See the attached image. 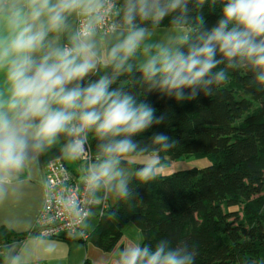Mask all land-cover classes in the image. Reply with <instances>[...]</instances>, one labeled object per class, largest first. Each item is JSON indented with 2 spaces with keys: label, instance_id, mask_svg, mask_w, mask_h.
Here are the masks:
<instances>
[{
  "label": "clouds",
  "instance_id": "obj_1",
  "mask_svg": "<svg viewBox=\"0 0 264 264\" xmlns=\"http://www.w3.org/2000/svg\"><path fill=\"white\" fill-rule=\"evenodd\" d=\"M189 0H124L121 32L123 39L105 56L93 40L95 26L112 14L111 0H0V70L5 71L10 96L0 99V182L21 170L33 154L44 151L60 134L72 137V153L83 150L81 133L94 130L101 140V157L90 168L89 183L95 187L111 186L122 197L128 196L129 177L121 160L137 152L132 137L144 133L164 117L146 103L120 89H111L116 78L131 72L128 63L136 57L145 38L150 35L140 21L158 25L172 16L178 32L177 43L156 44L144 49L148 55L139 71L149 90L158 88L177 101L191 100L199 87L219 84L223 70L213 72L219 64L247 67L256 73V83L264 87V0H226L222 18L211 30L200 31L195 40L188 27ZM77 12L85 22L71 38L70 47H51L47 51L48 33L64 27L66 14ZM119 14V13H117ZM229 25H232L229 27ZM187 45V51L184 46ZM43 51V55L37 56ZM218 54L220 59H217ZM103 63L113 67L111 77L81 87L79 83ZM185 89H191L185 93ZM55 105V107L53 106ZM117 137H121L116 139ZM154 145L168 150L176 142L162 132L152 137ZM159 165L146 163L137 169L142 183L156 179ZM193 256L184 248H172L160 241L155 249L139 244L126 247L119 264H192Z\"/></svg>",
  "mask_w": 264,
  "mask_h": 264
},
{
  "label": "trees",
  "instance_id": "obj_2",
  "mask_svg": "<svg viewBox=\"0 0 264 264\" xmlns=\"http://www.w3.org/2000/svg\"><path fill=\"white\" fill-rule=\"evenodd\" d=\"M111 1L116 8L117 28H125L120 12L124 0ZM225 2L189 0L187 23L193 41L200 31L217 26ZM173 15L176 13L158 25L139 19L136 23L145 28L172 27ZM221 70L224 81L207 89L197 88L191 100L177 101L158 88L149 90L136 65L110 86V90L132 95L137 104L152 106L156 116L164 117L160 124L132 137L138 150L129 156L155 154L163 161L166 157L174 160L194 155L211 163L158 175L146 183L135 175L144 165L134 167L127 184L128 196L118 192L89 232L87 241L95 247L110 252L122 237L123 228L131 223L140 232L141 247L155 249L165 241L172 248L191 253L192 264H264V87L256 83V73L247 67L233 68L224 62L213 72ZM113 72L111 66H98L88 79L69 87L75 83L87 87ZM184 91L187 94L191 89ZM159 132L175 141V147L163 150L154 145L152 137ZM86 134L92 162H98V157L102 158L100 145L107 141L94 130ZM26 236L0 227V243L21 241ZM82 264L95 263L86 258Z\"/></svg>",
  "mask_w": 264,
  "mask_h": 264
},
{
  "label": "crops",
  "instance_id": "obj_3",
  "mask_svg": "<svg viewBox=\"0 0 264 264\" xmlns=\"http://www.w3.org/2000/svg\"><path fill=\"white\" fill-rule=\"evenodd\" d=\"M80 16L83 15L77 12L67 13L64 27L48 33L43 51H47L49 46L70 47L71 38L76 32V20ZM165 28L168 27L147 28L150 35L141 44L136 57L128 63L139 67L148 55L153 54L152 48L148 53H145L144 49L151 46L150 43L160 44L161 33L158 30ZM124 29L118 27L109 34H103L95 29L93 40L97 50L102 54V59L111 47L123 39L121 32ZM0 34H6L2 25H0ZM43 51L38 52L37 56L43 55ZM98 66H104V64L101 63ZM91 74L92 72L84 79H88ZM9 96L10 85L7 83L5 71L0 70V99L6 101ZM56 140V145H59L58 138ZM55 148L56 146L50 145L44 151L33 154L32 159L21 170L13 172L5 181L0 182V227L16 235H27L21 241L0 243V264H82L86 258L95 264H119V255L126 247L140 245V242L132 243L124 235V229L128 225L123 228L122 237L110 252L102 251L89 242L81 243L74 238L45 239L29 235L34 229L43 204V165L57 158L66 162L63 149L59 148L56 154Z\"/></svg>",
  "mask_w": 264,
  "mask_h": 264
},
{
  "label": "built area",
  "instance_id": "obj_4",
  "mask_svg": "<svg viewBox=\"0 0 264 264\" xmlns=\"http://www.w3.org/2000/svg\"><path fill=\"white\" fill-rule=\"evenodd\" d=\"M115 6L114 2L108 5ZM116 8L112 14L106 16L96 24L95 29L103 34H109L117 29L115 22ZM86 17L80 16L76 20V31L85 22ZM67 47V46H63ZM79 138L84 139L83 150L76 153L77 168L72 169L62 159L57 158L43 165L44 199L41 210L36 218L32 236L45 239H73L87 241L89 232L82 228L83 222L90 214V207L95 186L89 183L88 177L93 156L87 141V134L81 133ZM72 139V137H71ZM100 210L97 217L103 214L108 205L105 196L98 202Z\"/></svg>",
  "mask_w": 264,
  "mask_h": 264
},
{
  "label": "rangeland",
  "instance_id": "obj_5",
  "mask_svg": "<svg viewBox=\"0 0 264 264\" xmlns=\"http://www.w3.org/2000/svg\"><path fill=\"white\" fill-rule=\"evenodd\" d=\"M168 28L158 30L161 33L160 34L161 36L160 44L162 43L176 44L177 37L183 34L181 32H178L176 29H174L173 26L168 27ZM149 45L152 46L153 44L150 43ZM152 50L155 51L154 48H152ZM83 80H86V79H83ZM58 140H59L58 141L59 145H56L57 140H55V142L51 144L52 147L56 146L55 148L56 154L58 152V149L62 148L63 153H64V158L67 164L72 169L77 168L78 164H77L76 153H72L71 150L68 148V144L72 140L70 136H67L62 133L59 135ZM123 161L128 162L130 164L128 166L122 165L123 171L127 174L129 178L131 177L133 173L134 167L139 166V165L142 166V165H145L146 163H151L153 165H159V167H157L156 170L160 173V175H169L177 170H183V169H188L192 167L202 168V167L208 166L211 163L209 159H207L206 157H195L194 155H190L188 157H181V158L174 159V160H171L170 158L166 157L164 158L163 161H160L158 156L155 154L132 155V156H128L126 159H123ZM95 163H98V162L97 161L91 162L90 168ZM80 164L90 172L88 165L87 167H85L84 163L81 162ZM117 193L118 191L115 190L111 186H105L101 184V186L95 187V190L92 196V199L94 202L92 203L90 207V214L88 218L82 224V228L85 231L90 232L97 223V220H98L97 214L99 213V210H100L98 202L102 199V196L103 195L105 196L106 203L109 206L113 204V202L115 201ZM128 227H125L124 229V235L128 238V240H130L132 243L136 241L141 242V235H140L139 230L136 227H134L131 223L128 224ZM85 242L87 243L89 241H85ZM81 243L83 242L81 241Z\"/></svg>",
  "mask_w": 264,
  "mask_h": 264
},
{
  "label": "water",
  "instance_id": "obj_6",
  "mask_svg": "<svg viewBox=\"0 0 264 264\" xmlns=\"http://www.w3.org/2000/svg\"><path fill=\"white\" fill-rule=\"evenodd\" d=\"M121 165L128 166L130 164L128 162H125V161L121 160ZM138 167H140V165L139 166H136V168H138Z\"/></svg>",
  "mask_w": 264,
  "mask_h": 264
}]
</instances>
